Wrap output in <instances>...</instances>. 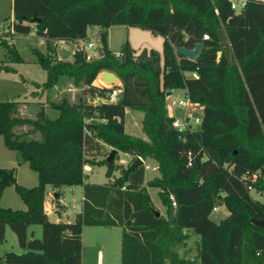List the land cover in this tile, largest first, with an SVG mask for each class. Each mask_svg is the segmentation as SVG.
Instances as JSON below:
<instances>
[{"label": "trees", "instance_id": "1", "mask_svg": "<svg viewBox=\"0 0 264 264\" xmlns=\"http://www.w3.org/2000/svg\"><path fill=\"white\" fill-rule=\"evenodd\" d=\"M121 24L161 34L162 53L144 48L135 54L125 41L116 57L108 28ZM9 26L13 34L34 31L44 38L46 54L35 51L46 72L43 83H34L42 91L71 79L86 96L104 101L62 95L48 105V95V107L41 105L34 119L18 115L19 102L0 101V135L38 176L26 187L0 167V198L14 185L26 205H0V242L9 227L24 250L5 251L0 261L82 264L81 233L88 225L121 227L120 264H264V226L252 222L264 218V203L250 194L264 193V1L248 0L236 11L229 0H12ZM93 26L100 28L101 55L86 59L84 46L70 60L53 55V42L85 40ZM198 42L194 59L175 49ZM0 44L22 60L13 44L1 37ZM105 70L121 83L115 102L106 100L110 87L93 84ZM175 89L202 107L196 129L172 126L166 95ZM126 108L143 113L147 139L125 131ZM23 125L31 129L16 133ZM36 131L39 138L30 137ZM105 148L116 150L111 162L95 158ZM118 151L132 157L127 167L137 157L142 162L127 172L115 163ZM147 158L157 162L159 176L145 182ZM95 163L106 165L107 182L86 181L85 166ZM253 173L254 180L244 178ZM48 185L56 198L60 187L82 185V210L73 222L48 219ZM146 186L158 189L167 216L157 214ZM218 205L229 214L216 222L210 215ZM31 225H41V238L29 232ZM190 230L199 236L193 258L178 251Z\"/></svg>", "mask_w": 264, "mask_h": 264}, {"label": "rangeland", "instance_id": "2", "mask_svg": "<svg viewBox=\"0 0 264 264\" xmlns=\"http://www.w3.org/2000/svg\"><path fill=\"white\" fill-rule=\"evenodd\" d=\"M239 1V0H236ZM264 1V0H260ZM12 0H0V26L3 28L10 27L12 20ZM129 29V30H127ZM99 31L100 28L96 27L92 29V32L88 31V36L86 41H92L94 43L93 48H88L89 52L93 53L96 46H99ZM34 32H31L29 35H15L9 31V29L4 30L1 34V38L5 39L9 44H13L15 50L22 58L21 61H17L11 58V55L7 52V47L0 44V64L8 65L17 69L16 71H7L4 70L1 72L0 77H3V81H0V101L5 100H14L19 98L23 95L24 90L26 88V84L24 85L23 82H26V78L31 80H38L41 79L43 82L46 80V72L40 66L37 61V57L35 51H40L43 54H46L47 47L45 42L35 36ZM128 41L131 44V47L134 49L135 54H139L144 48H153L158 50L160 53L163 51V43L164 37L161 34L153 33L150 29L142 28L139 26H130L125 27L121 25H114L110 29V49L111 51L119 52L121 49L122 44ZM59 53H53V55L58 57ZM63 60V58H61ZM3 70V69H2ZM14 72V73H13ZM17 72L16 77L13 76ZM100 75V73H99ZM99 75L97 79H100ZM102 80V79H101ZM74 82L71 79H67L64 81L59 82L56 86L59 91H63L62 95H67L71 101H75L76 97L83 96L85 97L86 94L83 93L81 87L75 86ZM103 86H109L110 82H106L102 80ZM33 84L34 83H29ZM76 87L78 91L74 96V99H71V95L67 93L65 88L69 87ZM55 88V89H56ZM53 89V92L54 90ZM26 92V91H25ZM52 91L50 93L49 100L47 104L49 105V101L51 100H59L62 95H57ZM184 89H175L173 90V98H184L185 97ZM59 96V97H58ZM89 96H86L88 98ZM38 105V104H37ZM48 105L46 107H48ZM39 106V105H38ZM37 106V109L39 107ZM36 109V110H37ZM187 107H176L174 108V114L177 117H181ZM38 111V110H37ZM192 115L198 116L199 113L196 111L192 112ZM35 116V115H34ZM36 117V116H35ZM142 117L143 113L139 110L128 109V112L125 117V126L126 132L128 134L147 139L146 134L142 130ZM27 127L31 129V126ZM15 128V132L17 133L20 130ZM28 129V130H29ZM39 133L31 132L30 137H37L39 138ZM110 149L105 148L99 152L95 158L98 159H105L109 155ZM108 153V154H107ZM107 154V155H106ZM97 159V160H98ZM154 164H157L156 161H153ZM115 163L119 165L120 168L127 167L130 163V159L128 155L122 151H118L117 156L115 158ZM146 163V162H145ZM153 167V163L148 162ZM145 165V164H144ZM89 167L85 166V171L87 176V181H94V182H104L108 181L109 178L106 177V165L95 163L92 165H88ZM0 167L7 168L8 170H13V175L16 179V182L19 185L31 187L38 183V176L36 171H34L27 162L21 161L18 153L10 149L4 142L3 136L0 135ZM157 170V167H156ZM121 169H118L114 172V175H119ZM146 171V168H145ZM153 169L147 170L145 176L147 178H151L153 173ZM158 171H156L157 173ZM30 177V180H29ZM111 181V180H110ZM50 186H46V189H49ZM147 191L150 192L152 204L154 208L160 212L161 215L167 216L166 208L162 205L158 193L157 188H152L149 186L145 187ZM155 191V192H154ZM60 192V200L61 203L65 205V209H69L72 204H76L77 208L74 211H77L78 207L82 203V185H74L73 187H66L62 186L59 188ZM250 194L252 197L258 199L262 203H264V193L263 192H256L254 189H250ZM3 195V196H2ZM0 198V204H6L5 198L8 196L11 200H15L18 205H22V207H13L15 209L25 208V204L22 201L20 195L18 194L17 190L15 189L14 185L7 186L2 192ZM47 196V195H46ZM14 204V203H10ZM15 206V205H13ZM216 210L211 212L210 217L218 222L225 216L229 214L228 210L224 205H218ZM30 230L36 229L34 234L35 238H41L42 236V227L41 225H31ZM5 238L2 242H0V254L4 253V250L7 251H14L17 253L23 252L24 250L21 249L18 245V241L16 235L9 227L6 228ZM189 238L186 240L185 244L178 248L180 256L193 258L196 254V244L198 242L199 236L193 233L191 230L188 231ZM120 242H121V227L120 226H88L84 227V238L82 240V249H83V256H82V264H99V259H102L100 264H120ZM101 250V251H100Z\"/></svg>", "mask_w": 264, "mask_h": 264}, {"label": "crops", "instance_id": "3", "mask_svg": "<svg viewBox=\"0 0 264 264\" xmlns=\"http://www.w3.org/2000/svg\"><path fill=\"white\" fill-rule=\"evenodd\" d=\"M121 26H125V27H128V28L130 27V26H127V25H122V24H121ZM93 28H96V26H93V27L89 28L88 31L92 32ZM111 28H112V26H110L108 28V45H110V29ZM127 30H129V29H127ZM31 32H34V31H31ZM30 33H28V34H15V35H29ZM35 36H37L38 38H40L41 40L44 41V38L38 36L36 33H35L34 37ZM88 42H92V41H86V39L85 40H74V41L57 40V41L53 42L54 48H55L54 49V53H59L58 54L59 59L63 58V60H70L72 58V55H73V52L75 51V49H77L79 46H86ZM96 47H97V49H99L98 46H96ZM109 48H110V46H109ZM3 71L4 70L0 69V73L3 72ZM0 75H2V74H0ZM16 75H17V72L13 76L16 77ZM3 78H4V76L0 77V81H3ZM29 83L41 84V83H43V80H41V79L31 80L29 78H26V82L25 81L23 82L24 85L26 84V88L24 90L23 95L20 96L19 98H16V99L10 100V101L19 102L20 105H19V109H18V115L20 117L34 119L35 116H36V112L38 110L37 106L39 105L38 107H40L41 105H44L46 107L47 106L46 99H47L48 95L50 96V93H48L47 91H42V89L40 87H37L35 84L33 85V84H29ZM100 83H101V81L98 80L97 78L93 82V84H95V85H103V84H100ZM117 83H120L119 79H118ZM55 88H53V89H55ZM53 89L51 90L52 92H53ZM65 90L67 91L68 94L71 95V97H72L71 99H74V96L76 95V92L78 91V89L76 87H74V86L69 87V88H65ZM62 92L63 91H59V89L56 88L53 93L55 94V96H57V95L60 96V95L63 94ZM184 92H185V90H184ZM167 93H170L169 95H171L173 93V90L172 91H167ZM88 100L90 102L97 103V102H100V101H104V98H102V97H100L98 95H95V96H89ZM194 111L198 112L199 115H201L202 114V107H198V109H196ZM127 112H128V108H126V110H125V117H126ZM168 114L170 116H176L174 114V110L173 109L168 110ZM17 128H18L17 130H20L17 133H21V132L27 131L29 129L27 127V125L19 126ZM125 128H126V126H125ZM125 131H126V129H125ZM33 138H37V137H33ZM147 161L153 163V167L152 168L150 167L151 165L149 163H147ZM153 161H155V160H153L151 158H147V159L143 160V162L145 164L146 171L150 170V169L154 170L153 171L154 174H152L151 178H147L145 176V182L150 180V179H152L153 177L159 176V171H158V169L156 170L157 164H154ZM86 167L90 168V166H88V165H86ZM89 170L90 169H88V171H86V172H89ZM146 171H145V174H146ZM156 171H158V172L156 173ZM29 180H30V177H29ZM87 182L103 184V183H105L107 181H104V182L87 181ZM66 187L70 188V187H73V186H66ZM82 189H83V187H82ZM156 192H158V191H156ZM148 193L150 194L149 191H148ZM46 195L47 196H45L44 208H45V212L47 214V217H48V219L50 221H55V222H59V221H62V222H73L76 219L77 214L80 213L81 210H82V203L78 207L77 211H74L77 208L76 204H72L69 209L68 208L65 209V205L61 203L60 196H59V198H56L55 190L51 186H50L49 189H46ZM4 198H5L6 204H4V205L0 204L1 206L9 207V208H12V209H15L13 207H22V205H18L19 202L15 201V200H11V198H9L8 196H6ZM82 202H83V193H82ZM10 203H14V204H10ZM13 205H15V206H13ZM25 208H26V205H25ZM25 208H20V209H25ZM159 214H160V212H159ZM84 227L85 226H83V228H82L81 241L84 238ZM29 228H31V227H29ZM31 231H33V233L35 234L36 229L35 228L33 230L29 229V232H31ZM6 232L7 231L5 230V233ZM82 247H83V245H82ZM120 247H121V242H120ZM5 251H7V250H4V252ZM1 255L2 254H0V256ZM82 256H83V249H82V252H81V262H82ZM99 260H100L99 261V264H100L102 259H99ZM0 264H5V263L0 261Z\"/></svg>", "mask_w": 264, "mask_h": 264}, {"label": "built area", "instance_id": "4", "mask_svg": "<svg viewBox=\"0 0 264 264\" xmlns=\"http://www.w3.org/2000/svg\"><path fill=\"white\" fill-rule=\"evenodd\" d=\"M230 1V7L236 11H241L242 9L245 8L247 1L248 0H229ZM8 30L11 33H14V30L12 27H7V28H2L0 26V37L1 34L4 32V30ZM204 39H208L209 36L208 34H204L203 35ZM94 47V43L93 42H88L86 46H84V49L86 51V59H93L95 57L98 56V49L97 47H95L94 52L91 53L89 52L88 48H93ZM121 52H115L114 55L116 57H120L121 56ZM101 73V72H100ZM105 86V85H104ZM106 87H110L111 91L106 95V100L110 101V102H115L118 95L121 92V83H113L110 84L109 86ZM168 95H166V107L168 110L174 109L176 107H184L186 106V112L181 116V117H177V116H172L173 120H172V126L174 128H176L178 131H184V130H193L196 129L200 123L201 120V115L198 116H193L192 112L196 109H198V107H201L199 104L197 103H193L189 100L188 96L185 95L184 98H173L171 95H169L170 93H167ZM130 161H132V157L130 155H128ZM245 179H251L254 180L256 178V174L253 173L250 176H244ZM250 188V186H248ZM217 208L215 207L213 210H216Z\"/></svg>", "mask_w": 264, "mask_h": 264}, {"label": "water", "instance_id": "5", "mask_svg": "<svg viewBox=\"0 0 264 264\" xmlns=\"http://www.w3.org/2000/svg\"><path fill=\"white\" fill-rule=\"evenodd\" d=\"M39 20V19H37ZM201 48V43L198 42L195 44L194 48L190 49L184 46H176L175 49L176 51H178L179 53H181L182 55H184L185 57L189 58V59H194L197 54L199 53V50ZM220 53V52H219ZM98 54L101 55L102 51L100 49H98ZM100 79L106 81V82H110V84L113 83H117L118 82V78L117 76L110 71H102L99 75ZM116 150L113 149L112 151H110L109 155L107 156L106 160L107 162H111L114 158ZM142 162V159L140 157H137L133 160V162L127 167V172L133 170L134 168H136L140 163ZM157 214H159V212H157ZM253 223L257 224V225H262L264 226V218L263 219H253L252 220Z\"/></svg>", "mask_w": 264, "mask_h": 264}, {"label": "bare ground", "instance_id": "6", "mask_svg": "<svg viewBox=\"0 0 264 264\" xmlns=\"http://www.w3.org/2000/svg\"><path fill=\"white\" fill-rule=\"evenodd\" d=\"M98 80H100V81H101V83H100V84H103L101 79H98Z\"/></svg>", "mask_w": 264, "mask_h": 264}]
</instances>
